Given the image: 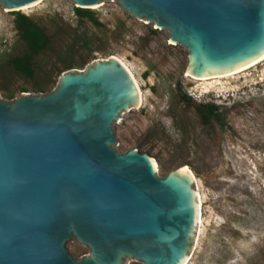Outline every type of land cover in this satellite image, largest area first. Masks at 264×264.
Returning <instances> with one entry per match:
<instances>
[{
    "label": "water",
    "instance_id": "95a60500",
    "mask_svg": "<svg viewBox=\"0 0 264 264\" xmlns=\"http://www.w3.org/2000/svg\"><path fill=\"white\" fill-rule=\"evenodd\" d=\"M116 1L183 45L192 75L264 49V0ZM21 93L0 99V264H178L194 230L193 178L180 166L159 176L147 153L114 148L112 125L137 102L122 62L96 58L50 91ZM70 239L89 251L73 257Z\"/></svg>",
    "mask_w": 264,
    "mask_h": 264
},
{
    "label": "rangeland",
    "instance_id": "374dc122",
    "mask_svg": "<svg viewBox=\"0 0 264 264\" xmlns=\"http://www.w3.org/2000/svg\"><path fill=\"white\" fill-rule=\"evenodd\" d=\"M98 4L90 10L101 25L78 17L72 0H41L19 10L51 34L37 58L46 69L50 60L56 61L52 76L57 83L62 65L55 52L73 43L74 32L90 37L87 47L72 54V68L82 69L96 58L120 57L139 83L142 102L113 123L114 148L147 153L159 176L188 166L196 177L202 225L199 236L192 235L187 264H264V61L232 77L196 80L187 76L186 48L171 42L167 31L133 16L116 0ZM14 16L0 4V84L14 92L13 98L22 88L44 93L34 92L33 79L8 62L23 47ZM43 70L34 81L42 79ZM56 83L50 82L47 91ZM13 98L0 89V99ZM201 104L216 109L202 113ZM65 246L73 257L89 251L73 239Z\"/></svg>",
    "mask_w": 264,
    "mask_h": 264
},
{
    "label": "trees",
    "instance_id": "16d2710c",
    "mask_svg": "<svg viewBox=\"0 0 264 264\" xmlns=\"http://www.w3.org/2000/svg\"><path fill=\"white\" fill-rule=\"evenodd\" d=\"M75 13L78 17H87L88 19L93 20L95 24L101 25L100 22L94 17L93 12L88 8L75 7ZM14 27L17 30L19 39L22 41V49L20 53L11 56L8 62L11 64L12 69L18 74L33 79L31 89L34 92H46L49 89V83H56L52 74L54 72L53 68H57V63L53 59L52 65L47 69L37 57L41 52L47 49L50 44L51 34L46 31L44 27L39 25L35 20H33L28 15L24 14L21 11H14ZM73 43L67 46L64 51L55 52L56 57H59L62 67L58 68V71L61 73L66 69L74 67L73 56L72 54L79 49L80 47H87L89 35L86 33L80 34L77 32L73 33ZM78 63V62H77ZM84 60L82 59L79 64H83ZM43 70L42 79L39 81H34L37 78V72ZM53 71V72H52ZM59 73V74H60ZM58 74V76H59ZM0 89L3 90L4 95L8 98L14 97V92L10 89L5 88V85L0 84ZM22 92L28 91L26 88L21 89ZM216 109L214 104H201L200 111L206 113V111H212Z\"/></svg>",
    "mask_w": 264,
    "mask_h": 264
},
{
    "label": "bare ground",
    "instance_id": "6f19581e",
    "mask_svg": "<svg viewBox=\"0 0 264 264\" xmlns=\"http://www.w3.org/2000/svg\"><path fill=\"white\" fill-rule=\"evenodd\" d=\"M40 1L41 0H35L33 2H30L28 4L23 5L20 9L32 7ZM91 6L97 7V6H99V4H95V5H91ZM171 42H173V41H171ZM113 56L117 57L122 62V64L127 68L131 77L133 78V82H134V85L136 87V92H137V102L133 106L141 105L142 92H141V89L139 87V83H138L137 79L135 78L133 72L131 71L129 66L126 65V63H124V61L120 57H118L116 55H113ZM262 60L264 61V49L259 53L258 56L251 58L247 61H244V62L235 64V65L220 69L218 71H214V72H210V73H203V74H200L199 76L192 75L190 73V71L187 70L188 71L187 76L195 78L196 80H203V81L204 80L205 81L211 80V79H218V78L220 79V78H225V77H232L237 73H240L244 70H248L249 68L260 63ZM133 106H131V107H133ZM152 162H153L155 169H157V163H156L155 159L152 158ZM178 171H184L186 175H189V176H191V178H193V182H194V207H195V224H194V230H193V238H194L195 236H197L196 233L199 236L200 229H198V227L200 228L202 225L201 224V221H202L201 196H200L198 189L195 188L196 177L194 176L192 170L188 166H183L181 168H178ZM195 230H196V232H195ZM195 240L193 239L192 242H195ZM189 252H190V249L188 250V252L185 254V256L181 259V261L178 264H187L188 260L190 259Z\"/></svg>",
    "mask_w": 264,
    "mask_h": 264
}]
</instances>
